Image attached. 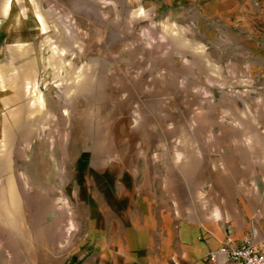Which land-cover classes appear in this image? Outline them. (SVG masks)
Here are the masks:
<instances>
[{
    "label": "rangeland",
    "instance_id": "obj_1",
    "mask_svg": "<svg viewBox=\"0 0 264 264\" xmlns=\"http://www.w3.org/2000/svg\"><path fill=\"white\" fill-rule=\"evenodd\" d=\"M36 4L46 24L35 34V48L21 55L24 60L38 58L39 78L24 82L23 96L9 116L50 127L40 129L39 202L29 201L24 209L25 215L38 218L41 251L63 254V220L69 217L62 176L55 178L56 196L47 194V173L53 168V153L47 150L55 147L56 170L67 168V149L73 158L83 144L79 133L89 123L119 121L129 134L133 126L144 124L152 136H159L161 127L162 136L166 130L171 138L169 161L179 159V133L187 143L209 137L215 140L216 154L228 148L233 155L247 156L251 175L256 159L264 170V156H257L264 154V0ZM181 179L192 188L207 180ZM21 183L30 187L24 173ZM184 195L205 202L216 197L207 192ZM52 232L55 240H47ZM62 260L57 257V263Z\"/></svg>",
    "mask_w": 264,
    "mask_h": 264
},
{
    "label": "crops",
    "instance_id": "obj_2",
    "mask_svg": "<svg viewBox=\"0 0 264 264\" xmlns=\"http://www.w3.org/2000/svg\"><path fill=\"white\" fill-rule=\"evenodd\" d=\"M38 1L0 0V264H211V252L228 239H264V170L257 163L262 160L256 159L251 175L246 155L228 148L216 154L212 138L187 143L181 132L179 159L169 161L166 130L162 136V128H156L159 136H152L139 124L129 134L117 121L83 127V144L73 158L67 149V168L56 170L55 147L48 148L53 168L47 194L56 196L55 178L62 176L69 217L63 220V254L41 251L38 218L24 209L29 201L39 202L40 129L50 127L9 116L24 82L39 78L38 58L21 55L35 48V34L46 24ZM210 142L212 147L202 148ZM23 173L30 183L26 189ZM189 176L207 180L186 187L179 178ZM185 192L216 197L196 201ZM13 235L17 239L10 240ZM47 240H55L53 232ZM59 256L63 260L57 263ZM219 264L231 263L220 257Z\"/></svg>",
    "mask_w": 264,
    "mask_h": 264
},
{
    "label": "built area",
    "instance_id": "obj_3",
    "mask_svg": "<svg viewBox=\"0 0 264 264\" xmlns=\"http://www.w3.org/2000/svg\"><path fill=\"white\" fill-rule=\"evenodd\" d=\"M220 257L231 264H264V239L247 236L238 243L228 239L210 254L211 264H219Z\"/></svg>",
    "mask_w": 264,
    "mask_h": 264
}]
</instances>
